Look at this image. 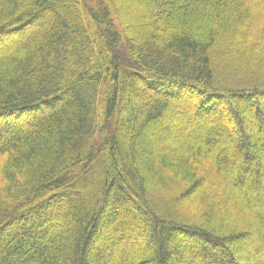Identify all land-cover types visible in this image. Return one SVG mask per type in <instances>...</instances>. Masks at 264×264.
<instances>
[{
	"label": "trees",
	"instance_id": "trees-1",
	"mask_svg": "<svg viewBox=\"0 0 264 264\" xmlns=\"http://www.w3.org/2000/svg\"><path fill=\"white\" fill-rule=\"evenodd\" d=\"M0 158V264H264V0H0Z\"/></svg>",
	"mask_w": 264,
	"mask_h": 264
},
{
	"label": "rangeland",
	"instance_id": "rangeland-1",
	"mask_svg": "<svg viewBox=\"0 0 264 264\" xmlns=\"http://www.w3.org/2000/svg\"><path fill=\"white\" fill-rule=\"evenodd\" d=\"M171 136H173V134L172 135H169V137H168V140L169 141H173V138L171 137ZM1 163H2V159L0 158V166H1ZM261 190H264V184H262L261 185ZM262 195V194H261ZM253 243V241L252 240H249V242H246V243H243V244H241V245H239V249H246L248 246H250L251 244ZM238 246V245H237Z\"/></svg>",
	"mask_w": 264,
	"mask_h": 264
}]
</instances>
